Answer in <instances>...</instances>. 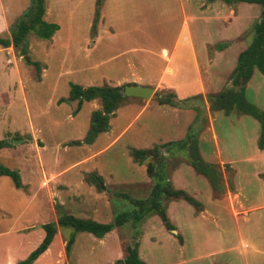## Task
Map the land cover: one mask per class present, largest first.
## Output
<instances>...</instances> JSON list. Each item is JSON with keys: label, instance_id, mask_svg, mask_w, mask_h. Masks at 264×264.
<instances>
[{"label": "rangeland", "instance_id": "rangeland-1", "mask_svg": "<svg viewBox=\"0 0 264 264\" xmlns=\"http://www.w3.org/2000/svg\"><path fill=\"white\" fill-rule=\"evenodd\" d=\"M121 1L123 5L124 0ZM45 2L50 5L52 15H55L54 22L58 25L59 31L54 33L55 36L50 40L37 39L32 34L27 36L26 45L28 50L26 57L28 60L31 59L32 63L38 64L37 69H34L31 64H25L22 60L23 57L13 51L14 56L19 59L20 63L25 64L23 70L20 69L18 72L23 82V87L20 90L16 84L17 76L13 75L11 67L5 63L7 57L10 59V56H7L4 51L0 50V140L7 139L9 143L12 141L15 145L35 144L39 155H42L44 163H46L45 170L47 171L51 170L53 172L74 163H77L75 166L79 165L77 169H83L84 185L77 196L74 195V187L71 185L65 192L63 190L66 188L62 186L63 181L56 180L55 182L54 178L51 177L46 180L43 179L45 180L43 181V185L46 186L48 184L50 193L49 203L52 208L49 221H46L47 223H52L51 221L56 220L58 216V213L54 210L55 206H58L60 212L66 215L102 224L112 222L117 213H128L135 201L148 197L152 182L149 178L144 182V179L147 177L145 170L143 166L133 164L130 153L132 150H139V148L145 146L150 141H154L155 138L159 139L162 137L161 135L164 136V133H162L164 129H160L159 132L154 125L153 128H148L145 132L138 130V125L145 122L147 117L149 118L154 114L151 110H146L136 120L134 125L128 129L126 134L117 143L104 148L99 153L101 154L100 156L99 154L91 155L107 144L108 139L115 132L114 128L100 138H96L90 145H68L66 148H63L66 145L65 142L61 144L63 149L60 148L58 151L55 144L61 139L77 140L84 136L88 127L90 114L92 113V104H87L74 117L75 115L72 112L75 110L76 103L62 102L58 104V99L67 96L70 84L101 86V81L94 79L95 76L100 74L113 75L114 73L107 72L111 68L110 63H99L105 60L111 50L122 49L128 45L143 46L154 50V52L160 47L169 49L180 28L182 20L181 2L180 0H125L126 5L120 7V10L123 8V12L129 17L126 21L128 28H130L129 30L127 26L125 28L124 23L120 22V19L116 23L119 24L118 29L121 32L128 30L131 32L132 37L128 39L125 38L126 35L114 33L112 36L109 34L107 36L101 35L100 40L93 47L94 51L87 58L83 57L84 53L82 51L77 50L91 49V47L87 48L84 45V42L87 40H92L85 36L88 33L87 23H89L90 16L92 15L88 11L87 0L75 3L69 7L74 27L71 31L62 25V21L65 22V11L53 5L54 0H45ZM99 2H102V0H99ZM203 3L206 4L207 0H203ZM183 5L186 15L192 18L190 13L193 3L191 2L186 6V3L183 2ZM226 7L228 9L226 14L229 21L234 15L243 20L241 36L239 35V37L229 40L226 44L233 43L234 41L237 42L238 40L239 42L242 41L243 48H245L250 42L252 27L258 19L260 7L255 4L239 5L238 3ZM97 14L96 9V17ZM192 25L188 21V26L191 27ZM2 37H4L3 39H9V35H4L0 38ZM194 40L196 49H200L198 47V38L196 37ZM214 49V46L209 47V54H212ZM197 52L200 53L199 50ZM234 54L235 50L233 49L227 55L229 57ZM198 60L202 62L203 58L199 57ZM98 63L99 65H97ZM123 72L124 69L120 73ZM42 73L43 76L40 78V74ZM151 74L155 76L154 71ZM258 75L256 73L254 77ZM228 78L229 76L225 78L224 82L219 83L217 85L218 89L212 94L230 88L231 84ZM255 81V79L252 80L251 89H246L245 99L256 109L264 112V91L256 90ZM149 88L153 90L154 94L165 95L169 93L167 91L158 92L152 87ZM154 94L150 100L153 103L155 101ZM145 101H149V99ZM138 102L142 101L138 100ZM97 103L99 104L98 101ZM180 104V108L191 106L193 118H196L194 125L202 128L198 135L203 133L206 127L203 119L206 118L208 111L205 110L202 97L183 100ZM119 113L120 117L116 125L121 127L134 114L132 109L120 110ZM210 115L213 114L210 113ZM72 116L74 118H71ZM167 118L172 119V116L170 115ZM246 119L251 121V123L252 121L254 122L250 117ZM226 124V119L222 118V115H219L213 121L216 137L215 144H218V154L222 157H232L238 153L241 156L248 154L252 146L247 139H244L246 137L245 131L237 125L227 130ZM32 129L36 131L30 132ZM252 129L257 139L255 126L254 128H247V135L252 133ZM137 130L138 132H136ZM15 145L11 146L15 147ZM42 145L46 149V152L42 148ZM209 145L208 142L202 145L205 160L213 158V156H209L207 153ZM147 148V151L157 148V159L168 158L166 150L162 149L161 145L155 142L150 143ZM26 151L30 157L25 156L23 151H18L11 159H0L2 166L16 172L18 171L21 183L25 182L24 177L21 176V174L24 175L23 161L25 162L29 157L31 166L35 163L31 160L33 154L28 150ZM54 152L57 155L55 162L52 160ZM114 155L115 157H113ZM179 156L182 157L183 153L179 152ZM184 158H180L182 163H185L186 159ZM53 159H55V156ZM80 160L84 161L81 162ZM147 162L154 164L155 160L148 157L144 159L143 164ZM177 162H179V159L178 161L173 159L167 162V173ZM75 166L73 165L69 170ZM95 166L98 168L96 173L102 177L99 187H95L89 179L90 174H95L92 169ZM75 170L72 169L66 176L72 175ZM219 170L221 173L222 168L220 166ZM262 177L264 178V175ZM4 179L10 185L11 191L14 192L15 190L12 188L9 178L5 177ZM200 179L206 183L203 178ZM2 186V189L5 188L3 200L5 203L11 202V194L7 189L9 186ZM250 186V190L254 194L256 190L254 187L256 185L251 182ZM14 193L17 192L15 191ZM76 198H80L78 205H74ZM259 199L252 202H256ZM37 201V205H43L44 203L41 196ZM172 201L174 200H163L161 204L165 208L166 217L174 230H165L156 215L144 217L135 226L132 225V220L128 218L122 226L115 227L102 239H97L86 233H77L69 254L65 255V257L61 255L62 260L56 261V249L53 248V260L49 259L48 264H114L117 261L119 263L126 256V248L128 246L136 248L138 258L146 264H264V210L249 213V211L247 212L240 208V211L247 212L246 216L245 214H240L238 219H234L238 213L234 205H223V203L204 205L208 218H205V221L200 226L199 221L196 223L189 219L185 222L189 218L191 206L170 205ZM23 206H11V211H9L8 216L3 218L0 228L7 229L8 225L13 223V221L17 224L16 226H24L23 223L29 224L32 220L34 222L47 220L48 213L46 207L43 211L35 213V217H32L27 210L25 214L23 213L22 217L20 216V219H17L16 215H18ZM194 210L196 209L193 208L191 211L192 215ZM25 215L27 216L25 217ZM16 220L19 221L16 222ZM184 225L186 226L185 228ZM198 225L199 229L194 227ZM174 226L179 229L184 238L179 235ZM38 228L36 227L31 231H27V233H23L24 237L18 240V246L12 244L11 241H4L2 245H8L20 254L24 250L29 249L36 240V234H30L35 233ZM60 233L65 242L66 238L70 235V230L60 229ZM27 235L30 236L25 237ZM241 238L245 241L242 242L244 248H246V245H249L253 249H257L258 247L261 249V252L242 253V250H239L237 247Z\"/></svg>", "mask_w": 264, "mask_h": 264}, {"label": "crops", "instance_id": "crops-1", "mask_svg": "<svg viewBox=\"0 0 264 264\" xmlns=\"http://www.w3.org/2000/svg\"><path fill=\"white\" fill-rule=\"evenodd\" d=\"M81 1H86V0H54L53 2V5H55L56 7L58 6L60 10L65 11L66 13L65 22L62 21V25L63 27L66 26L67 29H70V31L73 30L74 27L72 24L73 22L71 16L72 13L69 7ZM180 2L182 6L181 9L182 20H181L180 28L176 33L175 39L169 49H166L165 47H160L156 52H154V50L148 49L143 46L128 45L126 47H123L122 49H115V51L111 50L110 54L105 58V60L99 63H105V62L110 63L111 68L107 72H111L114 74L113 75L100 74L95 76L94 78L101 81V86H96V87H102V86L122 87L123 90V87L131 85V86L146 87V88L152 87L158 92L167 91L174 95L175 100L178 102V106L173 107L169 105H158L157 102L155 101L153 103V101H150L151 97L154 94L151 88H149L152 91L149 101H145V99L142 100L141 98L124 96L125 99H123L121 105L117 109H115V111H113V113L109 116L107 122L108 125L107 130L103 133H99L95 137L93 142L96 140V138L98 139L101 136L110 132L112 128H114L115 132L110 136L107 144L104 147L100 148L98 151H96V153H93L91 156L97 155L104 148H107L108 146L117 143L126 134L128 129L131 128L132 125H134L136 120H138L143 115V113L146 110H151L154 114L151 115L149 118L147 117V120L145 122L139 124L137 127L138 130L140 132H145V130H147L148 128L151 129L155 125V128L158 129L157 131L159 132L160 129H164L162 131V133H164V136L161 135L162 137L160 136L161 138L159 139L153 138L154 141H150L145 146L139 148V150L149 149L147 148V146L153 142L159 145H166L167 143H174L183 140L189 129V126L193 124L194 118L192 114L193 109L191 108V106H187V108H180L181 105L180 103L183 100L184 101L190 100L195 96L196 97L201 96L203 99V105L205 106V110L208 111V113L206 118L204 119V123L206 125L205 130L203 131V133L197 135V146H198L199 156L205 163L217 164L222 168L221 175L223 178L224 185L226 186L225 192L221 196L215 195L212 192L208 182L203 176L197 174L187 164L186 160L185 163H182L180 161V158H183L184 156L182 157L179 156V152L172 151L171 155L168 154V158L167 157L162 158V160L166 163L165 172L167 175V181L170 183L171 188L173 190H179L184 192L187 196L192 198L199 205V207L195 208L181 199L178 200L172 199L174 201L170 202V205L191 206V210L189 211V218H187L185 222H187L189 219L191 221L193 220L196 223L199 221L200 222L199 225L201 226L202 222L205 221V218H208L207 217L208 214L204 205H218L221 203H223V205H234L236 208V212H238L234 217V219H238L240 214L241 215L245 214L246 216V213L248 211L249 213H251L255 211L264 210V178L262 177L264 175V148L262 150L257 149L256 147L257 139L255 138V132L253 129L251 130L252 133L251 134L249 133L247 135L248 133L247 128L248 129H250L251 127L254 128V126L256 128L255 130H257V137L259 135L258 124L254 119H253L254 122L252 121L251 123V121L246 119L247 117H249L246 115H236V114L223 115L221 112H212V111H210V113L213 115H210L208 110V104L206 101V96L216 91L218 89L217 85L219 83L224 82L227 76H230L233 68L235 67L238 54L247 47L246 46L245 48H243L242 41L239 42L238 40L237 42L234 41L233 43L226 44L229 40L239 37V35L242 33L243 20L239 19L237 15H234V17L229 21L226 14L228 12V9L226 7L227 5L219 0L218 1L215 0L212 2L207 1L206 4L203 3V0H180ZM183 2L186 3V6L191 2L193 3V8H191V13H190V15H192V18H189V16L186 15L184 11ZM28 3L29 0H0V37L4 35H9V30L11 26L18 20L21 14L27 9ZM240 4H246V3H239V5ZM123 5H126L125 0ZM123 5L121 0H102V2H99V0H87V6L89 9L88 11L91 12L92 15L90 16L89 23H87L88 33L85 36H87L88 39H92L91 40L92 42L90 40L84 42V45H86L87 48L91 47V49H77L78 51H82L84 53L83 57L87 58L92 54V52L94 51L93 47L96 45L97 41L100 40L101 35L107 36L109 34L110 36H112L114 33L117 35H123V36L126 35L125 38L128 39L132 37L131 32L128 31L130 27L128 28V24L126 21V19L129 17H127V15L123 12L122 10L123 8H121L120 10V7H122ZM43 8L44 9H43L42 20L46 23H51L56 25L57 30L54 33L58 32L59 27L54 22L55 15H52V10L50 8V5L46 3L45 0H43ZM96 9L98 13L97 17H96ZM119 19L120 22L124 23L123 25L125 28L127 26L128 29L127 31L124 30L123 32H121V30L118 29L119 24L116 22H119ZM188 21H190L193 24L191 27L188 26ZM233 23H235L234 26L230 28ZM54 33L51 36V38L55 36ZM196 37L198 38V47L200 49H196L195 40H194V38ZM212 46H214L215 49L213 50L212 54L211 53L209 54L208 49L209 47ZM233 49L235 50V54L233 56L231 55L228 57L227 54L230 53ZM0 50L4 51L7 56H10V59L9 57H7L5 63L7 66L11 67L13 71V75L17 76L16 84H17V88L20 90V88L23 87V82L18 72L20 69L23 70L25 64L20 63L19 59H17L14 56L13 49L10 46L7 48L0 47ZM197 50H199L200 53H198ZM199 57L203 58L202 62H199L198 60ZM29 62L32 63L31 59H29ZM99 63L97 65H99ZM122 69H124V72L120 73ZM152 71L155 72V76L151 74ZM256 73L258 72L254 69L250 78L243 87L244 98H245L246 89H251L250 86L252 80L254 79L256 80L254 83L256 90L264 91V77L261 76L259 73L257 77H254ZM40 75H41L40 78H42L43 73ZM79 87L85 89L94 86L81 85ZM122 90H121V94H122ZM67 97L68 94L66 97H61L60 99H58L59 100L58 104L62 102H75V101H65ZM138 100H141L142 102H138ZM96 102L97 100L82 102L80 108L76 112L73 111L72 114L75 115L74 117H76L79 114V112L83 109V107L87 104L88 105L92 104L91 112L98 111L100 110V103L96 104ZM124 109L125 110L132 109L134 114H132V116L129 118V120L124 126L122 127L117 126L116 124L120 117L119 112L120 110H124ZM170 115L172 116V119L167 118L170 117ZM219 115H222V118L226 119L227 130L232 129L234 125H237L245 131L246 137H244V139L245 140L247 139L250 142V145L252 146L248 154L241 156L238 153L232 157L229 156L222 157L220 154H218L217 152L218 144H215L216 137L213 129V121L215 118H218ZM74 117L72 116L71 118ZM165 126L167 127L165 128ZM88 127H89V123H88ZM138 130L136 132H138ZM33 131L36 130L34 129L30 130V132ZM83 137L77 140L61 139L55 144L56 149L59 151V149L62 148L61 144L65 142L66 145L63 148H66V146L68 145L69 146H77L79 144L83 145L84 144L82 143ZM73 142H79V144L74 145L72 144ZM207 142L208 144H210L207 153L209 156H213V158H210V160L204 159V155H203L204 150H202V145L207 144ZM11 145H15V143L11 141ZM36 148L37 147L35 146V144L28 143V145H15V147L10 146L0 149V159L2 160L13 158L14 154L17 153L18 151L19 152L23 151L24 152L23 154L25 156L30 157L29 153L26 151L28 150L33 154V156H31L32 157L31 160L35 162L34 165L31 166V161L29 157L27 158L29 161L27 159L25 162L23 161L24 175L21 174V176H23L25 179V182L23 181L21 183V185H23L24 187L23 189H15L13 187L11 180L9 179L12 188L17 193H14L15 191L12 192L10 185H8L7 181H4L5 180L4 178L7 176H0V225H2L3 218L9 215V211H11L10 207L14 205H24L23 208L18 212L19 216L16 215L17 219H20V216L22 217L23 213L25 214L27 210L29 211V214L32 217L33 216L35 217V213L39 211H43L45 207L47 208L46 210L48 213L47 220L45 221L43 220L40 222L39 221L34 222L32 220V222L28 221L29 224L23 223L24 226H19V225L16 226L17 224L13 221V223L8 225L7 229L0 228V264H20L28 256V254L37 247V245L40 243L41 239L43 238L44 232L41 229V226L47 224L46 221H49L48 219L50 218L51 210H52L49 203L50 193H49L48 184L46 186L43 185L44 184L43 181H45L47 178L50 177L54 178L55 182L56 180L57 181L59 180L61 182L63 181L64 183L62 184V186L66 188L63 191L66 192L68 190V187L71 185L72 187H74L73 193L76 196L78 195L79 191L83 189L84 171L83 169H77L79 166V165L75 166V164L77 163L63 167L62 169L53 172L51 170L47 171L45 170L46 163H44L42 155H39V151ZM42 148L44 149V146ZM44 150L46 152V149ZM58 151L57 153H59ZM175 154L177 155L175 156ZM100 155L101 154H99V156ZM54 156L55 159H53ZM113 157H115V155ZM56 158L57 155L56 152H54L52 160L55 162V160H57ZM173 159L174 160L176 159L177 161L179 159V162H177V164L169 170V173H167V162ZM80 161L82 162L84 160H80ZM133 164L136 163L133 162ZM73 165L75 167H73L72 169H76V170L72 175L66 176V174L72 170V169L69 170V168L72 167ZM139 166H143L145 170L144 164H140ZM92 169L94 170L95 174H90L89 177L91 175L99 177L101 183L102 177L98 173H96V170L98 168L95 166ZM200 178H203L206 181V183H204ZM146 180H148V177L144 179V182ZM251 182H253L256 185L254 187L256 188L254 194H252L250 190ZM2 185L9 186L7 187V189L8 191H10L11 194V199H12L11 202L5 203V201L3 200V196L5 195L3 191H5V188L2 189L3 187ZM40 196L43 198V202H44L43 205H37L38 202L37 200H39ZM256 199L259 200H257L256 202H252ZM79 201L80 198H76L75 199L76 203H74V205H78ZM243 205H253V206L244 207ZM193 208L196 210L192 212L193 213L192 215L191 211L193 210ZM240 208L246 210L247 212L240 211L239 210ZM26 216L27 215H25V217ZM18 221L19 220H16V222ZM55 221L56 220L51 222L55 223ZM199 225L194 227L199 229ZM36 227H39L37 231L35 233L30 234V235L36 234L37 236L36 240L33 242V244L29 249L24 250L20 254L14 251L13 248H10L8 245L6 246L2 245L4 241L5 242L11 241L12 244L17 245L18 240L24 237L23 233H27V231H31ZM185 227L186 226L184 225V228ZM60 229L61 228L59 227L56 228V233L54 234L51 243L49 244L47 249L42 254H40L31 264H48L49 259L53 260L52 257L53 248L56 249V254H55L56 261L61 259V255L62 257H65V253H64L65 242L63 237L61 236ZM177 231L179 235L184 238L183 234L179 231V229H177ZM30 235H27L25 237H28ZM104 236H106V234ZM242 242L245 241L244 239L241 238L237 246L239 250H242L241 251L242 253L247 254L248 252H254V253L261 252V249L258 247L257 249H253L249 245H246V248H244Z\"/></svg>", "mask_w": 264, "mask_h": 264}, {"label": "trees", "instance_id": "trees-1", "mask_svg": "<svg viewBox=\"0 0 264 264\" xmlns=\"http://www.w3.org/2000/svg\"><path fill=\"white\" fill-rule=\"evenodd\" d=\"M207 1L212 2L215 0ZM219 1L227 6H232L237 3L255 4L260 7V13L257 21L252 27L250 42L247 47L238 54L235 67L229 76L231 87L223 89L215 94L207 95L206 101L208 110L212 112H221L223 115H246L254 119L259 128L256 147L258 150H262L264 148V112L259 111L245 100L243 87L254 69L264 77V0ZM43 9V0H29L27 9L11 26L9 30V39L0 38V47L7 48L10 46L15 53L23 57V62L25 64H31L34 69L38 68V64L30 63L26 57L28 50L26 45L27 36L32 34L37 39L49 40L57 30L56 25L46 23L42 20ZM121 90L122 87L102 86L82 89L74 84L69 85L68 97L65 101L76 102L74 112L80 108L82 102L97 100L100 103V110L93 111L90 114L89 127L82 139V143L91 144L99 133H103L107 130L109 116L121 105L123 99H125L121 94ZM154 99L158 105L178 106V102L175 100L172 93H167L165 95L156 93ZM195 122L196 118H194L193 124L189 126L183 140L161 145V148H164L170 155L172 151L182 152L187 164L197 174L206 179L215 195L221 196L225 192L226 186L224 185L222 175L219 171V166L217 164L205 163L200 158L197 146V135L201 128L196 127L194 125ZM72 144L77 145L79 142H73ZM10 146L11 143L6 139L0 140V149ZM130 154L133 162L139 165L143 164L144 159L148 157L155 160L154 164L151 162L144 164L146 175L152 182L148 197L143 200L135 201L134 205H131L128 213H117L112 222L106 224H100L91 220L79 219L71 215L63 214L60 212V208L55 206L54 210L58 213L55 223H47L41 226L44 232L43 238L37 247L32 250L20 264H31L42 254L51 243L57 227L70 230V235L66 238L64 245V253L67 256L73 244L74 236L77 233H86L97 239H101L115 227L122 226L128 218L132 220V225L135 226L140 223L144 217L156 215L165 230H174L165 215V208L161 204L163 200L182 199L193 207H199V205L184 192L171 188L165 172L166 163L162 159H157V148L151 151L132 150ZM0 176H7L15 189L24 188L23 185H21L18 173L14 170L5 168L1 164ZM89 179L96 187H99V177L91 175ZM126 250L127 254L122 260V264H146L138 258L136 248L128 246ZM117 262L114 264H119Z\"/></svg>", "mask_w": 264, "mask_h": 264}, {"label": "water", "instance_id": "water-1", "mask_svg": "<svg viewBox=\"0 0 264 264\" xmlns=\"http://www.w3.org/2000/svg\"><path fill=\"white\" fill-rule=\"evenodd\" d=\"M152 94L151 89L146 87H138V86H125L122 90V95L125 97H134L141 99H149ZM119 264H122V261H119Z\"/></svg>", "mask_w": 264, "mask_h": 264}]
</instances>
